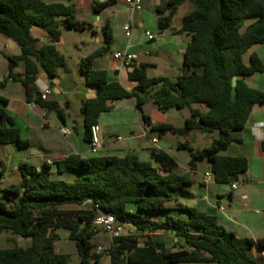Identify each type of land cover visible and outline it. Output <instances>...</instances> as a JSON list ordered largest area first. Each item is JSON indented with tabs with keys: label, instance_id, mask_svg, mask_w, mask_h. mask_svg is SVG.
Segmentation results:
<instances>
[{
	"label": "trees",
	"instance_id": "trees-1",
	"mask_svg": "<svg viewBox=\"0 0 264 264\" xmlns=\"http://www.w3.org/2000/svg\"><path fill=\"white\" fill-rule=\"evenodd\" d=\"M80 3L0 0V33L21 50L19 56H7L9 75L0 81V91L12 81L26 90L28 103L65 117L57 102L42 99L36 83L40 73L51 80L66 67V59L55 44L63 29L87 28L78 20ZM185 3L194 9L182 18L178 31L189 42L182 73L176 80L149 77L147 67L134 65L128 78L138 86L129 91L111 80L107 71L95 70V60L109 52L113 44L111 28L104 26L106 46L81 61L86 84L97 89V96L81 108L85 140L90 143L91 127L98 125L100 117L117 101L134 98L140 112L147 101L164 114L188 108L190 117L183 128L153 125L146 115L143 120L161 135L187 137L196 131L219 132L220 137L209 148L196 150L188 143L179 144V148L190 153L191 170L207 162L215 183L232 184L248 171V159L220 153L240 142L238 132L246 126L254 107L264 104V91L248 84L250 77L264 72V63L257 54L250 56L249 65L245 63L252 47L264 45V0H169L156 8L160 15L158 28L169 29ZM115 4L116 0L98 2L93 10L101 13ZM33 28L47 33L49 43L38 48ZM21 64L24 71L16 73ZM0 103V154L12 144L28 146L5 111L8 100L0 96ZM200 105H205L207 111H202ZM152 158L153 162L134 154L86 158L71 154L55 163V168L47 162L39 167L21 164V181L1 190L0 236L11 233L30 240V245L0 249V264H69L70 256L56 250L60 229L68 231L69 239L76 244L80 264H100V256L93 253L95 232L91 230L96 206L114 215L120 224H132L137 229L133 235L114 240L108 251L112 264H257L250 254L256 243L253 239L238 237L216 216L182 203L193 181L175 172L176 159L163 150H152ZM56 174H73L75 178L55 179ZM84 203H89L91 211L63 210ZM163 233L173 235L174 250L169 249ZM257 244L264 248V240Z\"/></svg>",
	"mask_w": 264,
	"mask_h": 264
},
{
	"label": "crops",
	"instance_id": "crops-1",
	"mask_svg": "<svg viewBox=\"0 0 264 264\" xmlns=\"http://www.w3.org/2000/svg\"><path fill=\"white\" fill-rule=\"evenodd\" d=\"M78 1L81 2L79 5V9L81 11V13L79 14L80 16L83 13L84 0H78ZM91 1H92V7H94L95 5H97L98 2H104L106 0H91ZM163 1L164 0H158L157 7L164 4ZM76 2L77 1H75L74 3ZM186 4H190V3H185L183 5ZM117 8L120 9V11L118 10L119 11L118 13L124 12L126 14H129L126 11L125 0H116V4L108 8L107 10L110 9L116 10ZM141 14L142 13L137 14L140 15L139 20H136L137 15H135L132 19V16L130 14H129L130 17L129 19L121 20L120 33L124 36L125 39L126 37L122 31V27L129 22L132 23L133 36L131 40L126 39L122 43L121 47L117 48L116 51H114L110 57H107L106 61H104L102 55L98 57L94 62L95 70L107 71L109 75L113 76L112 79L113 81L115 80L118 81L129 91L135 89L138 86V84L136 82L129 80L128 78V74L130 72L129 68L124 67L120 61L116 60L113 57V54L115 52L124 51L125 49H127L129 45H131L132 48L130 51L138 55V59L134 65L138 68H143L145 66L147 67L146 71H148V68L150 67L151 68L157 67V63L153 60L150 61L146 59L152 54L148 51L142 50L145 39L148 40V42L146 43L148 46L154 44L157 41V39H161L162 44H161V48H159L158 54L167 58H171L173 52L179 53L180 55H182V58H184L185 49L189 42V38L186 35H182L178 33L181 26L179 29L177 28L174 29L170 33V35L165 34V30H160V33L158 35H154L155 36L154 40H149L145 35V32L148 31L145 30L146 21L142 18ZM79 16H78V20H79ZM158 18L159 17L155 19L156 22ZM106 25H109L112 31L111 22L107 17L105 18L104 26ZM91 29L94 30L95 33L97 32L96 31L97 26H91ZM33 33H37L38 35L42 36L45 40H47V44L49 43L50 36L47 33L45 34L42 33V30L38 28H33L32 34ZM114 40L115 39L113 35V44L115 42ZM97 41L101 43L99 39H97ZM60 42L61 39L58 43ZM166 47L168 48L166 49ZM19 55H21V50L19 46L15 42H13L12 40H10L9 38L5 37L0 33V57H2L7 62V68H4L2 71H0V81L8 78L9 75L8 72L9 64H8L7 56H19ZM103 62H106V64L102 65ZM100 63L101 66L97 68V65L98 64L100 65ZM61 70L62 69H60L59 72ZM23 71H24V66L22 64L15 69L16 73H22ZM58 77L59 76L50 80L46 77L45 74L40 73L36 85L40 90V92L46 88H50L52 91V95L48 98V100L51 102L52 101L57 102L59 109H62L58 100L54 98L59 93V91L57 90V87L59 85ZM84 83L86 86L87 94L80 100L81 108L85 101L89 99H93L97 96L96 87L88 86L85 81ZM248 84H249V79H248ZM9 88H12L15 93H6V91ZM0 96L8 100V105L5 107V111L14 121L15 127H17L20 130L22 139L26 141V144H28V146L23 148L34 147L35 149H37V153L34 156V158L36 159L44 158V157L48 158L42 161L39 165H35L32 164L33 157L30 158L25 157L24 160L23 157H20L21 162L19 164V169H20V165L24 163H29L36 167H39L44 162H47L48 164L55 166V163L65 159L71 154H77L85 158L93 156L90 152L91 150L90 143L85 140V137L87 135L86 131H85V135L82 136L81 140L84 141L88 145V147L86 146L84 147L83 145H81V143L78 142L71 143L70 138L73 135L71 130H70L71 134L68 137H64L60 133L59 129L61 127L68 128L67 115H65V117L63 118H59V116L56 115L57 116L56 119L52 115V113L55 111H50L48 109L42 108L38 104L36 105V107H31L30 103H28L26 100V90L22 86L12 81H9L7 86L2 91H0ZM71 106H72V102L70 100H66L65 102L66 109H70ZM0 107H2L1 103H0ZM114 108H115V104L113 103L112 110ZM119 108L122 109L121 105ZM258 108L259 107L257 106L254 107L253 112L246 126L241 131V134L239 135L240 142H235L236 144L233 143V145L239 146L241 148L239 150L240 152L239 156H243L248 159L249 168L246 174H244V178L242 179L240 177L238 181L232 184H217L214 182L212 177L211 178L205 177L206 173L212 175L211 168L207 167L205 165V162L199 163L197 164V168L195 171L190 170L189 171L190 173L186 175L190 179H192L193 184L188 187L189 195L186 198H183L181 201L184 205L190 208H196L208 214L216 216L220 224H222L228 230L233 231L238 237L253 239L256 243L250 250V254L256 260L257 264H264V248H261L257 244L258 240H264V227H262L263 219L262 217H252L245 211L249 209V207L253 208L256 202L262 201V196H264V112ZM110 112L104 113L100 117L98 123L101 129L100 134L102 138L103 147L107 146L106 139L111 137H114L115 141L121 144L122 142L121 135L123 131H126L127 133V136L124 140H127L129 142H136V143H134L131 146H123L114 151H110V153H107L104 156L122 157L128 154H134L139 157V155L143 154L145 151V147L141 142L142 139L147 138L152 140L154 138H157L156 136L149 138L148 133L152 131L151 129L147 133V137L143 136L144 124L140 128L138 127L137 129H133L132 125L126 122L125 119L123 118L120 121H117V119L111 117L104 119L105 116L111 114ZM65 114H67L66 111ZM149 117L151 118L153 125L168 124L166 122H157L153 117L151 116ZM163 118L165 120L167 119V116L164 113H163ZM75 124L76 123L74 122V125ZM189 145L193 147L191 144ZM9 147L11 148V150L22 149L15 144L9 145ZM158 149L165 151L163 148L159 147V143H158ZM49 155L56 156L58 158L52 159L49 157ZM6 171H7V165L4 162H2L0 168V179L5 175ZM213 183L217 185H226L228 186L229 190H227V192L225 193H221L216 191L215 189H211V185ZM234 186H236L237 189H234ZM234 206H238L240 208L237 209ZM263 209H264V204H263ZM99 262H102V260L99 259Z\"/></svg>",
	"mask_w": 264,
	"mask_h": 264
},
{
	"label": "rangeland",
	"instance_id": "rangeland-1",
	"mask_svg": "<svg viewBox=\"0 0 264 264\" xmlns=\"http://www.w3.org/2000/svg\"><path fill=\"white\" fill-rule=\"evenodd\" d=\"M167 0H164L165 3ZM157 2L158 0H144L143 2V11L142 18L146 21V31H150L154 35H158L160 33V29L158 28V23L155 21L157 17L160 15L157 13ZM193 6L191 4L183 5L179 8L178 12L174 16L172 26L169 29L165 30V34L170 35V33L174 29H179L181 26L182 18L191 10ZM117 10V11H116ZM110 9L104 11L102 13H97L93 10L92 1L84 0L83 5V13L79 16L80 22H86V29H63L62 30V38L61 42L55 44L57 50L64 55L66 59V67L62 68V70L58 74L59 85L57 90L59 93L54 97L60 103L62 110L64 109L67 112V126L72 131L73 135L70 138L71 143H81L84 147H88V145L82 141V136L85 135V124L84 117L81 113L80 100L86 96V86H85V78L81 72V61L90 56L97 49H101L105 44V18L107 17L112 25V32L114 35V44L111 47V50L103 55L104 61H106L107 57H110L117 48L121 47L122 43L126 40L124 36L120 33L121 29V20L129 19V14L124 12L118 13L120 11L117 9ZM119 10V11H118ZM117 12V13H116ZM140 19V15L136 16V20ZM91 26H97V32L91 29ZM245 30V27L242 31ZM42 33L45 34L44 31ZM33 38L35 40V44L38 48L47 44V40H45L42 36L37 33H33ZM100 40L101 43L97 41ZM147 39H145L143 43L142 50L148 51L152 55L147 57L148 60H153L157 63V67L148 68L147 74L149 77H168L171 80H176L177 77L182 73L183 70V58L177 52H173L171 58H167L159 55V48H161V39H157V41L152 45H147ZM168 47H166L167 49ZM258 54L260 59L264 63V45H256L252 47L247 54L245 55V63L246 65L250 64V56L252 54ZM106 64V62H103ZM101 66L98 64L97 68ZM4 68H7V62L0 57V71ZM110 79H113L112 75H109ZM249 84L261 91H264V72L258 73L249 78ZM6 93H15L12 88H9ZM66 100H70L72 102V106L70 109H66L65 102ZM122 103V104H120ZM115 108L105 116L106 118H115L117 121H120L122 118L125 119L126 122L132 125L133 129H137L138 127H142L144 124L143 115L153 117L157 122H166L168 124L173 125L176 128H183L185 124V120L190 117V110L188 108H184L181 110L172 109L166 113L167 119L163 118V113L159 112L151 101H147L143 106V111L140 112L136 107V102L134 98H128L122 101L114 102ZM122 107L120 109L119 107ZM204 112L207 111V107L205 105H200ZM258 109L264 112V104L257 105ZM262 107V108H260ZM53 117L57 119L56 111L52 113ZM74 122L76 123L74 125ZM242 131V130H241ZM241 131L238 134H241ZM149 138L156 136L159 139V147L163 148L165 152L171 154L177 161L178 166L175 172L179 175H187L191 170L190 162L191 156L190 153L184 149L179 148V144L188 143L191 144L196 150H202L204 148H209L213 145L214 140H217L220 137L219 132L214 134H204L201 132H193L187 137L166 133L165 135H161L158 131L152 130L149 133ZM127 136L126 131L122 132L121 138L122 142L119 144L115 141L114 137L107 138L106 144L100 149L97 156H104L110 151H114L123 146H131L136 142H129L124 140ZM111 142V143H110ZM142 144L145 147V151L143 154L139 155V158L143 161H151L152 158V150L155 149L153 144L151 143V139L143 138ZM236 144V143H235ZM241 148L236 145H230L228 149L220 155L222 156H239ZM37 153V149L33 148H22L18 150H14L7 146L2 154H0V168L2 162L7 165V171L5 175L0 179V196L2 195L1 189L9 187L11 184H17L21 181V172L19 169L20 157H23V160L26 158H32V164L39 165L42 161L48 159L44 158H34ZM52 159H57L58 157L49 155ZM205 165L211 168V165L205 162ZM55 168V166H53ZM199 177V176H198ZM53 178L61 179L66 181H72L75 178L73 174H64V175H54ZM244 178V175L241 176ZM211 189H215L218 192L225 193L229 190L226 185H217L213 183L211 185ZM264 196H262V201L256 202L253 208L245 210L252 217H262L264 227ZM263 203V204H262ZM239 209L240 207L234 206ZM63 210H74L76 212L79 211H91V206H73V207H65ZM257 211H260L262 214H257ZM59 236V240L56 242V250L58 253L68 254L70 256L69 264H80V258L77 253L76 244L69 239V232L60 229L57 231ZM163 237L168 241L169 249L174 250L173 246V235L164 233ZM143 238H141V241ZM94 249L93 253L98 255L96 249L98 246H104L107 249L112 247L113 241L110 237L105 233H95L94 239ZM30 245V240H25L21 237L15 236L11 233H4L0 236V249L2 248H11L15 246H28ZM100 264H112L111 259H108L106 254H100Z\"/></svg>",
	"mask_w": 264,
	"mask_h": 264
},
{
	"label": "built area",
	"instance_id": "built-area-1",
	"mask_svg": "<svg viewBox=\"0 0 264 264\" xmlns=\"http://www.w3.org/2000/svg\"><path fill=\"white\" fill-rule=\"evenodd\" d=\"M125 5H126V11L132 16V19L135 15L142 13L143 11V0H125ZM122 31L126 37L127 40H131L132 36H133V26L132 23L129 22L127 24H125L122 27ZM146 37L149 40H154L155 36L153 33L147 31L145 32ZM132 46L129 45L127 47V49H125L124 51H118L115 52L113 54V57L120 61L122 63V65L126 68H130L132 66H134L135 62L138 59V55L135 53H132L131 50ZM42 93V99L44 101L48 100V98L52 95V91L50 88H46L43 91H41ZM36 103H30L31 107H36ZM151 127L147 124L144 123L143 126V133L145 137H147V133L150 131ZM100 126L99 125H94L91 127V139H90V147H91V154L92 155H97L98 152L100 151V149L103 147V143H102V138H101V134H100ZM60 133L64 136V137H68L71 134L70 129H68L67 127H61L59 129ZM152 144L154 145L156 151H160L158 149V143H159V139L158 138H154L151 140ZM206 178H211L212 175L209 173L205 174ZM234 189H237L236 186H234ZM89 205V203H84L81 206H87ZM96 210H97V216L95 217L91 230L95 233H105L107 234L110 239L114 242V240L119 239L120 237L123 236H129V235H133L137 232V229L134 225L132 224H125L122 223L120 224L114 215H112L111 213H106V212H102L98 206H96ZM223 210V209H221ZM257 214H262L260 211H257ZM110 250L107 249L104 246H98L96 249V252L98 255L100 254H106L107 257L109 259H111L110 255L108 254V251Z\"/></svg>",
	"mask_w": 264,
	"mask_h": 264
},
{
	"label": "water",
	"instance_id": "water-1",
	"mask_svg": "<svg viewBox=\"0 0 264 264\" xmlns=\"http://www.w3.org/2000/svg\"><path fill=\"white\" fill-rule=\"evenodd\" d=\"M133 70H134L133 66L129 68V71H133ZM236 86H237V77H234V79H233V87H236Z\"/></svg>",
	"mask_w": 264,
	"mask_h": 264
}]
</instances>
